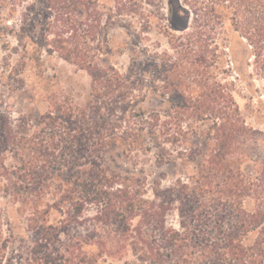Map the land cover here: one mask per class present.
<instances>
[{
  "label": "trees",
  "instance_id": "trees-1",
  "mask_svg": "<svg viewBox=\"0 0 264 264\" xmlns=\"http://www.w3.org/2000/svg\"><path fill=\"white\" fill-rule=\"evenodd\" d=\"M186 1L192 31L172 35L146 80L135 59L127 69L107 62L111 27L132 12L126 2L14 0L10 14L20 11L19 23L0 29L2 39L17 40L10 85L32 104L45 103L44 111L4 109L0 90V191L12 185L10 196L21 200L33 243L25 264H114L129 254L136 264H264V157L249 149L254 130L235 81L216 72V32L206 28L217 23L222 2L230 3L239 23L254 29L249 45L264 73V0ZM38 5L45 20L31 37ZM139 13L146 39L150 22ZM45 52L90 76L86 105L49 89ZM154 100L162 106H144ZM110 154L144 167L114 170ZM153 157L158 167L176 165L174 182L164 184L146 166ZM16 241L13 217L0 205V264H15L7 252Z\"/></svg>",
  "mask_w": 264,
  "mask_h": 264
},
{
  "label": "rangeland",
  "instance_id": "rangeland-1",
  "mask_svg": "<svg viewBox=\"0 0 264 264\" xmlns=\"http://www.w3.org/2000/svg\"><path fill=\"white\" fill-rule=\"evenodd\" d=\"M99 1L101 4L112 6L116 5V2L120 0ZM122 1L130 6L132 12L125 16L116 17V24L110 29L109 40L112 52L109 54L107 62L115 64L122 69H127L133 59H135L137 61L136 68L141 77L150 80L158 68L159 61L158 57H155L156 53L161 54L162 51L169 47V40L172 35H181L185 30L192 31L189 28L193 25L194 14L186 0ZM189 2L191 3L188 0ZM15 5L14 0H0V29L3 28V33L8 32L12 25L19 23L20 11L10 14ZM19 9L22 10V7L19 6ZM217 9V14L219 15L217 23L210 22L208 23L209 25H206L207 29L210 27L211 30L213 29L216 32L213 39V44H216V47L213 48V55L220 61L216 72L222 78L235 81L237 85L235 95L241 112L246 123L254 130L252 140L249 142V149L254 156L264 157V73L258 64L255 49H252L249 45L252 40H256L254 35L251 34L254 29L250 31L245 27L244 23H239L238 16L234 14L231 4L227 1L222 2ZM140 11L143 12L150 22L149 28L145 32L146 39L138 30ZM44 20V9L41 5H38L28 21V32L31 37L38 34L39 26ZM6 39L10 43L8 47L14 48L12 52L6 47ZM145 46L148 48V52L143 51ZM16 47L17 40L14 37L10 35L7 38L3 37V39L0 37V90L3 91V108L17 110V108L24 105L26 110L37 106L39 110L44 111V102L39 101L36 104H32L27 94L20 91L17 92L14 86L11 87L10 85V82H13L11 81L13 77L9 75L8 62L10 61L11 64L17 62L19 56L15 52ZM232 59H236L235 67L238 68L242 75H238L236 69L228 66V63L231 64ZM44 60L45 76L49 89L55 93L62 91L65 94H69L73 96L79 105H86L91 99V78L86 71L79 69L57 54L45 52ZM224 68L227 71L223 72ZM234 77H237V79ZM45 86L47 85L45 84ZM29 96L31 95L29 94ZM144 106L158 108L162 106V102L160 100L148 101ZM149 160L151 162H147L146 166L160 174L164 184H171L180 175L176 165L172 166L167 163L158 167L154 162V157ZM108 162L114 170H122L124 172L137 171L144 165L134 164L116 154H110ZM8 163L10 165L13 164L11 155H9ZM187 169L188 172L193 170L192 166ZM5 186L3 185V194L0 191V205L3 206L4 211L13 217L17 237L16 243L10 245L7 256L9 258L10 256L14 257L13 262L15 264H25L28 256L32 254L30 252L32 251L33 243L26 230V220L25 214L21 210V200L10 196V192H14L12 185L9 187L10 191ZM169 221L177 225L178 216L171 214ZM88 250H95V248L88 247ZM125 262L127 264H136L135 257L132 254L127 255L126 259L113 260L114 264H125Z\"/></svg>",
  "mask_w": 264,
  "mask_h": 264
}]
</instances>
